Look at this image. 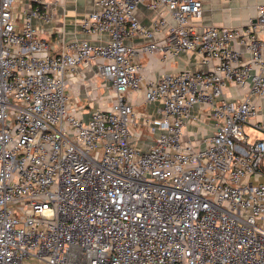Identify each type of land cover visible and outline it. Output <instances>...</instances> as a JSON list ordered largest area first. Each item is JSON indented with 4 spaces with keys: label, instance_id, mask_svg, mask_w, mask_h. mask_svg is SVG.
<instances>
[{
    "label": "built area",
    "instance_id": "built-area-1",
    "mask_svg": "<svg viewBox=\"0 0 264 264\" xmlns=\"http://www.w3.org/2000/svg\"><path fill=\"white\" fill-rule=\"evenodd\" d=\"M93 1L78 22L108 38L54 51L34 23L53 19L51 0H0V264H264V137L246 130L264 96V4L246 25L199 31L203 0ZM167 15L165 45L127 42ZM156 52L216 62L145 79ZM83 68L100 81L90 103L69 88ZM199 120L210 126L189 134Z\"/></svg>",
    "mask_w": 264,
    "mask_h": 264
},
{
    "label": "crops",
    "instance_id": "crops-1",
    "mask_svg": "<svg viewBox=\"0 0 264 264\" xmlns=\"http://www.w3.org/2000/svg\"><path fill=\"white\" fill-rule=\"evenodd\" d=\"M25 2V0H23ZM54 6L55 16L50 22L41 24L38 19L34 20L36 25L42 26L44 31L41 35L49 40L54 51H59L61 44L74 39H90L92 42H100L108 38L107 35L89 34L82 30L78 19L85 13L96 9L93 0H51ZM203 17L198 23V30L202 31L204 26L214 25L217 27H239L246 25L250 20L255 21L257 15V6L264 4V0H203ZM138 20L142 24H150L156 17V12L148 8L144 4L136 6L134 10ZM175 24V20L167 15L166 24L153 35V38L136 37L127 42L135 46L146 43L149 39L156 40L161 45L166 44V38L169 34V29ZM171 47L166 50H170ZM143 74L145 79H157L165 72H177L184 68H199L210 69L214 66V61H205L195 52H182L170 59H164L161 52H156L151 55H142ZM78 78L70 84L71 93L81 95L83 102L90 103L86 96L88 91L96 82L100 81L93 76V72L89 68H83L78 74ZM96 99L91 102L93 106L103 105L102 96L105 94V89L99 87L96 92ZM227 98L231 101L238 102L243 94V91L235 86H230L225 90ZM132 103L136 109L149 108L154 110L156 105H146L144 103V93L142 90L131 91ZM260 106L259 114L251 120L246 130L252 136L264 137V132L261 129L254 127L255 123H259L264 127V96L258 99ZM196 110V109H195ZM194 110V111H195ZM208 123L199 120L197 124L190 126L189 134H192L197 127H209ZM252 131H255L252 133ZM190 137V136H189ZM194 137V136H193Z\"/></svg>",
    "mask_w": 264,
    "mask_h": 264
},
{
    "label": "rangeland",
    "instance_id": "rangeland-1",
    "mask_svg": "<svg viewBox=\"0 0 264 264\" xmlns=\"http://www.w3.org/2000/svg\"><path fill=\"white\" fill-rule=\"evenodd\" d=\"M253 132H255V131H252V133ZM253 134H255V133H253ZM255 135L258 136L257 134H255ZM28 263L29 264H38V261L35 258H30V259H28Z\"/></svg>",
    "mask_w": 264,
    "mask_h": 264
}]
</instances>
